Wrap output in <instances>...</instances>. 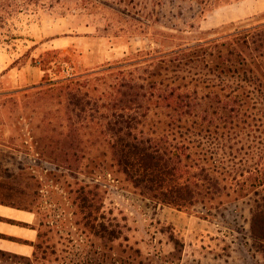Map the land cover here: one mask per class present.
Wrapping results in <instances>:
<instances>
[{
  "label": "rangeland",
  "instance_id": "374dc122",
  "mask_svg": "<svg viewBox=\"0 0 264 264\" xmlns=\"http://www.w3.org/2000/svg\"><path fill=\"white\" fill-rule=\"evenodd\" d=\"M0 14V201L38 210L44 233L50 220L56 245L45 259L46 245L39 249L37 261L0 253V264H264L251 233L249 191H234L229 180L219 199L182 209L154 203L119 172L85 114L71 119L52 87L84 76L107 100L106 78L156 72L160 79L187 74L177 82L198 83L204 93L208 84L248 89L243 70L215 65L235 34L264 23V0H0ZM192 56L196 61L187 64ZM257 65L243 67L264 75ZM109 67L108 74L89 75ZM253 105L248 100L253 117L246 122L247 106L238 118L231 115L240 123L232 143L244 149L234 150L229 168L259 159L264 110ZM221 106L216 122L230 116ZM164 114L154 108L149 117ZM84 197L100 208L102 238L79 222Z\"/></svg>",
  "mask_w": 264,
  "mask_h": 264
},
{
  "label": "trees",
  "instance_id": "16d2710c",
  "mask_svg": "<svg viewBox=\"0 0 264 264\" xmlns=\"http://www.w3.org/2000/svg\"><path fill=\"white\" fill-rule=\"evenodd\" d=\"M2 17L0 14V19ZM240 35L241 32L234 35L235 42L228 46L225 53L219 54L215 66L221 72L240 73L243 70L244 75L240 79L250 83L248 89L241 86L230 88L229 91L223 87L216 90L218 85L208 84V90L204 93L198 83L177 82L179 77L186 80L187 74H176V78L168 74L166 78L160 79L162 75L156 72L146 77H119L116 82H108L106 78L105 86L111 95L107 100H104L107 92L95 95L97 89L92 88L91 80H81L84 76L65 78L53 83L52 87L59 89V93L64 96L63 103L70 118L85 114L87 124H93L109 145L113 163L119 172L154 203L182 209L219 199L227 190L229 180L232 181L230 187L236 184L234 191H249L246 195L252 194L254 202L251 217L254 246L264 251V134L257 142L261 150L259 159L253 165L226 166L227 162L237 159L235 151L244 149L243 146L236 147L237 142L232 143L239 134L230 132L240 123L231 115L235 114L238 118L248 100L253 101L252 109H257L260 104L264 110V75L257 76L253 68L243 67L248 62L258 67L259 62L260 67L264 68V23ZM191 49L185 47L183 50ZM195 61L193 56L189 57L187 64ZM112 70L113 67H109L89 75L108 74ZM153 103L155 107H152ZM220 106L224 111L229 110L230 116H224V120L216 122L212 116L220 113L217 109ZM248 107L243 110V122L253 117ZM154 108L165 109L163 119L154 121L149 117ZM260 124L264 125V112ZM243 160L240 158L241 165ZM84 198L83 204L79 206L82 213L79 222L93 236L102 238L100 208L93 200L90 202L87 197ZM24 208L34 209L29 206ZM40 225H44L43 221ZM49 225L50 220L47 224L49 232L42 231L34 256L24 258L37 261L39 249L44 245V259L49 251L51 254L56 252L51 235L53 228ZM120 237L114 233L113 239ZM137 253L140 254L139 249Z\"/></svg>",
  "mask_w": 264,
  "mask_h": 264
},
{
  "label": "crops",
  "instance_id": "0c3cea01",
  "mask_svg": "<svg viewBox=\"0 0 264 264\" xmlns=\"http://www.w3.org/2000/svg\"><path fill=\"white\" fill-rule=\"evenodd\" d=\"M40 213L0 201V251L33 257L42 227Z\"/></svg>",
  "mask_w": 264,
  "mask_h": 264
}]
</instances>
